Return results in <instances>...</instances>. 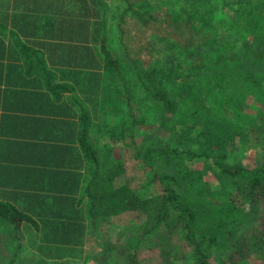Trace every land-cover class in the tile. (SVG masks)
Returning a JSON list of instances; mask_svg holds the SVG:
<instances>
[{
    "label": "trees",
    "instance_id": "obj_1",
    "mask_svg": "<svg viewBox=\"0 0 264 264\" xmlns=\"http://www.w3.org/2000/svg\"><path fill=\"white\" fill-rule=\"evenodd\" d=\"M157 1L165 4L177 0ZM179 1L188 11L186 17L176 15L170 21L171 33L177 40L171 46L177 50L175 54L163 61L155 60L148 70H142L158 46L150 42V35L159 34L163 26L158 9V14L147 9L139 11L145 9L141 6L144 3H151L145 0H138L136 7L133 2L127 7L138 20L141 34L134 37L128 33L138 45L134 61L126 46L127 59L120 56L118 47L103 48L105 73L99 74L98 80L105 87L117 86L119 98H124L122 104L127 101L133 113L114 108L115 120L107 122L106 128L101 124V134L105 128L108 139L116 137L122 143V137L133 134L134 127L142 124L141 106L157 102L162 109L159 127L166 133V144L163 146L159 140L150 145L136 139L123 144L134 150L132 173L141 166L150 169L152 178L144 187L153 185L156 189L140 197L128 183L133 178L123 161L122 171L117 170L103 191L85 192L89 196L85 212L90 220L88 238L94 237L99 222L130 206L136 213H144L149 227L148 245L159 251L163 264H185L189 259L193 264H251L252 256L264 264V144L259 147L260 152L254 151V166L237 159L239 154L253 151L256 141L264 143V3L232 0L227 4L230 9L237 8L233 17L222 22L229 33L224 38L207 31L214 24L208 5L201 8L195 5L196 0ZM204 10L209 11L203 13ZM117 15L115 12L114 31L126 38L127 32L119 30ZM108 37L112 38L113 32ZM233 39L240 40V45L234 44ZM176 43L180 47H175ZM214 45L215 51L211 50ZM255 98L263 106L248 108L249 100ZM165 116H173L170 123L163 121ZM258 120L261 124L255 127ZM255 134H259V139ZM169 141H173L172 146H168ZM113 144L118 145L112 141ZM117 181L121 184L118 189ZM98 217L100 221L96 220ZM19 219L23 217L13 207L0 205V226L10 227L9 235H16L19 240L8 264L32 261L19 236ZM43 226L51 227L52 238L46 235L41 242L56 246L44 256L45 264L60 260L65 264L67 254L63 253L70 254L69 248L89 241L79 238L80 224L61 221ZM81 228L83 234L85 222ZM180 241L182 245L174 248L173 244ZM116 249L130 264H139L135 248L132 253L129 247Z\"/></svg>",
    "mask_w": 264,
    "mask_h": 264
},
{
    "label": "crops",
    "instance_id": "obj_2",
    "mask_svg": "<svg viewBox=\"0 0 264 264\" xmlns=\"http://www.w3.org/2000/svg\"><path fill=\"white\" fill-rule=\"evenodd\" d=\"M114 24L106 0H0V205L23 217L19 236L32 255L56 248L41 242L52 238L43 224H80L79 238L89 240L85 192L103 191L123 169L105 128L114 108L132 111L117 86L98 80L103 48L119 44Z\"/></svg>",
    "mask_w": 264,
    "mask_h": 264
},
{
    "label": "rangeland",
    "instance_id": "obj_3",
    "mask_svg": "<svg viewBox=\"0 0 264 264\" xmlns=\"http://www.w3.org/2000/svg\"><path fill=\"white\" fill-rule=\"evenodd\" d=\"M145 1H149L151 3H144V5L141 6H145V9L139 11L143 13L144 10L147 9L151 10L150 12L152 14H158L156 12V10L158 9L162 16L163 26L162 31L160 33L158 32L159 34H156L157 32H153L154 35H150V42H156L158 43V46L155 47V50H153L152 54H149L148 61H150V63H148L147 67L144 66L142 70H148L149 66L153 65V61H163L164 58L176 53L177 50L171 48L174 41L177 40L171 33L172 27L170 25V21H172L176 15H183L184 17H186L188 11L186 10L187 8L185 7L183 1L179 0L175 1L174 3L165 4L157 0ZM231 1L232 0H210V2H203L202 0L195 1V5L198 4L201 8H203L202 6L204 5H208L207 8L210 10L211 17L213 18L212 21L214 22V24L209 25V27L207 28V31L209 33L214 32L224 38H227V36H229V33L226 27H224L225 25H222V22H226L229 18L234 16L233 11H236L237 6H235L233 9L227 7V4L231 3ZM131 2H133V6L136 7V2H138V0H130V2H124L122 0H106V6L108 7V17L109 14H114L115 12H117V17L119 18L118 23L120 26L119 30L122 28L125 30V32H127L126 38H122L121 34L119 36V34L114 31L115 35L117 34L120 56L122 58H126V46L127 50H129L130 52L131 59L134 61L135 53L136 51L138 52V45L135 43V39L133 42V38L131 39L128 36V33H131L134 37L138 35L140 37L141 34L138 32V29L140 27H138L137 29V26H139L138 20L136 19L132 11L127 10V7L131 5ZM237 2L240 3L242 2V0H237ZM256 2L264 3V0H256ZM138 3L140 4V2ZM209 10H204L202 12L206 13ZM176 29H178V26L176 27ZM233 43L239 46L241 42L238 39H233ZM208 45L210 46L211 42H209ZM175 47H180V43H176ZM215 48H217V46L214 45L213 47H211V50L215 51ZM225 50L226 49H223L222 51ZM139 55L145 56L140 51ZM142 92L143 91H140L139 94L143 95ZM140 95L138 96L139 99L141 98ZM146 104L144 106H141L142 109H140L139 111L140 115L143 116V120L141 118L139 120V122H142V124L139 123L138 126H135L133 129V134L122 137V143H119V145H117L116 153L118 155L122 151L125 152V156L123 157L125 162L131 161L134 150L126 148L123 144H125V142H129L131 139H136L138 140V142H147L150 145L156 143L159 140L162 142L163 146L166 144L164 141V138H166V133L159 127V124L161 122L160 117L162 115V109L157 105V102H149L148 105ZM247 105L248 108L253 106H263L261 104V101L259 102L256 98L249 100ZM254 115H256V113ZM171 118H173V116H165L163 118V121L169 120L170 123ZM260 124L261 122L258 120L255 124V127L260 126ZM255 138L259 139V134H255ZM166 142H168V140ZM172 144L173 141H169L168 146H172ZM261 144L264 143L260 141L259 144L258 141H256V144L252 145V148H254L253 151L251 150L247 153L239 154L237 159L241 160V163L243 164L254 166L256 157L254 151L256 150V153L260 152L259 147H262ZM131 166L133 170L135 166V160H132ZM151 173L152 171L150 169L144 168L143 166L138 167V171H134L132 173L133 179H131L128 183L133 188V191H138L137 193L140 197H146L151 194L154 189H156V187H154L153 185L147 188L144 187L150 182L152 178ZM124 209L125 210H121L118 215L108 217L107 221L103 220L99 222V226L94 232V237L92 239H89L88 243L85 245V254L83 256L78 253L69 254L65 257V264H130L124 257H122L118 253V250L116 249L117 246L129 247L131 253L133 251V248H135V252L138 251L136 253V256L137 260H139V264H163L159 251L151 250L148 245V241L150 240V236L147 234L149 231V227L147 226V219L145 218L144 213H136L134 207L130 208V206H127ZM9 229L10 227L0 229V264H8L7 261L10 260V257L16 250L13 242L17 243V241H19L17 240L16 236H14L15 238H13L9 235ZM173 245L174 248H177V246L182 245V243L181 241L175 242ZM114 246H116V248H114ZM31 255H28V258L32 259V261H29L27 259L26 264L46 263V257H44L43 255ZM249 261L251 264H261L259 262V259L255 256H252ZM59 262L60 263L55 264H61L63 261L61 262L60 260ZM178 264L181 263L178 262ZM185 264L193 263L189 259V261Z\"/></svg>",
    "mask_w": 264,
    "mask_h": 264
}]
</instances>
